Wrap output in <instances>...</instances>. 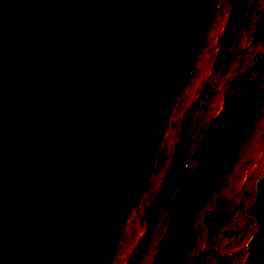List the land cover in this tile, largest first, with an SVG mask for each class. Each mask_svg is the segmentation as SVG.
Wrapping results in <instances>:
<instances>
[{
  "label": "water",
  "instance_id": "95a60500",
  "mask_svg": "<svg viewBox=\"0 0 264 264\" xmlns=\"http://www.w3.org/2000/svg\"><path fill=\"white\" fill-rule=\"evenodd\" d=\"M218 0H0V264H108L141 200L176 99ZM242 5L216 50L225 53ZM261 21V20H260ZM253 38L264 40L258 28ZM264 70V58L259 62ZM258 101L235 94L170 207L150 264H179L195 211L240 144ZM180 124L138 244L186 165ZM160 188V189H159ZM244 264H264V172ZM229 213L205 216V244ZM129 264L137 258L130 255ZM198 253L192 264H205Z\"/></svg>",
  "mask_w": 264,
  "mask_h": 264
},
{
  "label": "rangeland",
  "instance_id": "374dc122",
  "mask_svg": "<svg viewBox=\"0 0 264 264\" xmlns=\"http://www.w3.org/2000/svg\"><path fill=\"white\" fill-rule=\"evenodd\" d=\"M224 14L223 10L221 17ZM248 22L245 20L243 23ZM215 25L216 21L211 25L192 77L176 99L175 108L170 116L171 123L160 145L155 170L147 191L133 213L129 215L109 264H129L131 254L137 258L135 264H150V261L147 262V257L151 255L150 249L154 247L153 240L148 239L146 249L138 251L137 248L144 230L146 208L156 195L159 183L164 178L168 163L171 161L181 122L187 121L188 153L185 160L187 165L182 169L179 185L175 187L168 201L159 211L160 215H164L159 219L156 218L153 224L151 237L155 238L160 237L167 224L173 199L191 172L192 168H189L188 164L192 161L195 163L196 152L204 144L219 114L224 111L235 94L244 89H253L258 95V101L243 130L241 143L218 177L213 191L205 200L203 199L193 215L190 231L181 249L179 264H192L200 252L205 255V264H239L244 252L245 237L255 232L256 227H253L251 221L254 214L250 215L245 210L250 205L247 204L248 199L257 190L253 178L261 175L264 170V70L259 66V62L264 57V42L259 47L255 43H249L248 37L252 32L239 27L234 32L225 53L217 59L216 50L226 28H223V19L219 28ZM161 170L163 174L157 182V189L150 197V186ZM177 188L178 192L175 193ZM254 200L255 198L252 199ZM207 202L212 204L210 209L206 207ZM215 207L223 208L229 216L212 236L211 242L206 245L208 223L204 222V218ZM204 228H206L205 233ZM246 255L247 253L244 260Z\"/></svg>",
  "mask_w": 264,
  "mask_h": 264
},
{
  "label": "flooded vegetation",
  "instance_id": "af4514ba",
  "mask_svg": "<svg viewBox=\"0 0 264 264\" xmlns=\"http://www.w3.org/2000/svg\"><path fill=\"white\" fill-rule=\"evenodd\" d=\"M239 5H242V12H241L239 19L237 20L235 32L239 29V27L243 28L245 31L252 32V34L248 37L249 43H255L259 47L264 42V40L254 39L253 38V32L256 29V24L258 27L260 20L264 19V0H218L217 11H216V14H215V17H214L212 23H214L216 21V24H218L220 26V22L223 19V28L225 29L227 23L231 19V13H233L235 11V7H238ZM223 10H224L225 14H224V16L221 17ZM245 20H247L249 22L244 24L243 22ZM242 25H244V26H242ZM221 39H222V37H221ZM206 40H207V38H206ZM258 47H257L256 53L258 51Z\"/></svg>",
  "mask_w": 264,
  "mask_h": 264
},
{
  "label": "bare ground",
  "instance_id": "6f19581e",
  "mask_svg": "<svg viewBox=\"0 0 264 264\" xmlns=\"http://www.w3.org/2000/svg\"><path fill=\"white\" fill-rule=\"evenodd\" d=\"M216 11H217V8H216V10H215V13H214V15H213V17H212V19H211V22H210V24H209V28H208V30H207V32H206V35H205V39H204V43H205V41H206V38H207V35H208V32H209V30H210V27H211V24H212V21H213V19H214V17H215V14H216ZM233 14V13H232ZM216 26V28H219V25L218 24H216L215 25ZM258 28H262L263 30H264V19H261V21L259 22V25H258ZM204 43H203V45H204ZM202 49H203V46H202V48L200 49V51H199V53H198V56H197V58H196V60H195V63H194V65H193V68H192V70H191V73H190V76H189V78L187 79V81L185 82V84H184V86H183V88L181 89V91H180V93H179V95H181V93H182V91H183V89L185 88V86H186V84H187V82L190 80V77L192 76V72H193V70H194V67H195V64H196V62H197V59H198V57H199V54L201 53V51H202ZM179 95H178V97H179ZM178 97H177V99H178ZM177 101V100H176ZM175 105H176V102H175V104H174V107H173V109L175 108ZM173 109H172V111H171V114H170V116L172 115V113H173ZM169 123H171V122H169ZM168 127H169V124H168V126H167V128H166V130H165V132H164V134H163V136H162V139H161V142H160V145H161V143H162V140H163V138H165L164 136L167 134V130H168ZM241 140H242V138H241ZM240 143H241V141H240ZM160 148V147H159ZM249 149V148H248ZM263 150H264V148H263ZM236 151V150H235ZM158 152H159V149H158V151H157V155H158ZM157 155H156V161H155V164H154V167H153V169H152V172H151V174H150V176H149V178H148V181H147V183H146V186H145V189H144V193H143V196L142 197H144V194H145V192L147 191V186H148V183H149V181H150V179H151V177H152V175H153V173H154V170H155V166H156V162H157ZM173 155H174V152H173ZM172 158H173V156H172ZM172 158H171V160H172ZM194 161H192V162H190L189 164H188V167L189 168H192L193 167V165H194V163H193ZM170 163H171V161H170ZM187 165V164H186ZM185 165V166H186ZM169 166H170V164H169ZM169 168V167H168ZM263 172H264V170L262 171V174H263ZM162 174H163V171L161 170L159 173H158V175H157V179L154 181V183L150 186V190H149V196L150 197H152L153 196V194L155 193V191H156V189H157V185H158V181L161 179V176H162ZM261 174V175H262ZM261 175H259L258 177L256 176V177H254L253 178V182H254V184L256 183V181H257V179H259L260 177H261ZM179 185V184H178ZM177 185V186H178ZM256 185V184H255ZM176 186V187H177ZM160 189V188H159ZM257 189V188H256ZM180 190V189H179ZM178 192V188H177V190L175 191V193H177ZM253 196H251L249 199H248V201H247V204L248 203H250V205L253 203V201H252V199L253 198H256V195H257V190H256V192H254L253 194H252ZM208 197V195L204 198V200L206 199ZM142 199V198H141ZM203 200V201H204ZM168 201V200H167ZM140 202V201H139ZM170 202L171 201H169V204H170ZM165 204V203H164ZM163 204V205H164ZM249 205V206H250ZM211 206H212V204L209 202H207L206 203V207L207 208H211ZM135 207H137V206H135ZM135 207L131 210V212H130V214L131 213H133V210L135 209ZM162 208V207H161ZM161 210V209H160ZM159 210V211H160ZM129 214V215H130ZM254 214V216H252V218H251V221H252V223H253V227L255 228L256 227V217H255V213H253ZM164 214H162V215H160V212H158L157 213V215H156V218H161L162 216H163ZM252 215V214H251ZM161 216V217H160ZM229 216V215H228ZM227 216V217H228ZM128 217L129 216H127V218H126V220H125V222H124V225H125V223L127 222V220H128ZM156 218H155V220H156ZM155 223V222H154ZM207 223V222H206ZM124 227V226H123ZM123 229V228H122ZM122 231V230H121ZM152 231H153V228H152V230H151V233H152ZM205 231H206V228H204V230H203V232L205 233ZM159 232H160V230H159ZM121 233V232H120ZM150 233V236H148V239H150L151 238V240H153V243H154V247H152L151 249H150V254L151 255H149L148 257H147V262H151L152 260H153V257H152V255L157 251V241H158V238H159V236H157L156 238L155 237H151L152 236V234ZM153 234H154V232H153ZM120 235V234H119ZM249 237H250V234L248 235V236H246L245 237V240H244V242H243V246H244V252L242 253V255H241V257H242V259H241V261L239 262V264H244L243 263V260H244V256H245V254L247 253V251H248V246H247V241H248V239H249ZM118 238H119V236H118ZM118 238H117V241H118ZM155 238V239H154ZM117 243V242H116ZM147 248V244H146V246L144 247V249H146ZM114 251H115V249H114ZM114 251H113V253H114ZM112 256H113V254H112ZM112 256H111V258H112ZM152 259V260H151ZM111 260V259H110ZM110 260H109V262H110ZM109 262H108V264H109Z\"/></svg>",
  "mask_w": 264,
  "mask_h": 264
}]
</instances>
